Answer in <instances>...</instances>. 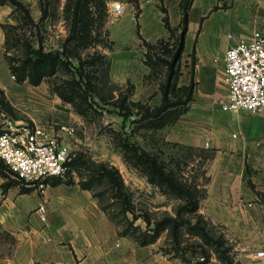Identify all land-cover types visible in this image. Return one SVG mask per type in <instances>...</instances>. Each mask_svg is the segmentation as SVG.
I'll return each mask as SVG.
<instances>
[{
  "label": "crops",
  "instance_id": "0c3cea01",
  "mask_svg": "<svg viewBox=\"0 0 264 264\" xmlns=\"http://www.w3.org/2000/svg\"><path fill=\"white\" fill-rule=\"evenodd\" d=\"M181 1L137 0L141 12L131 23L130 36L137 49L112 56L113 81L138 82L151 71L144 61L147 50L137 43L142 39L138 30L147 40L156 41L169 31L166 15L173 28L180 27ZM128 4L127 9L134 6ZM12 9L8 3L0 4V70H10L2 52L6 39L2 23ZM126 26L122 21L123 34ZM257 29L264 32V0H192L182 84L190 85L192 98L165 133L169 142L210 152L202 210L225 228L236 264H264V254L258 253L264 250V108H223L229 92L224 81L225 52ZM0 83H7L1 75ZM33 122L58 134L70 147L76 146L74 133L64 130L66 126L35 118ZM101 142L96 140L95 145ZM101 151L122 162L113 147ZM63 179L57 182L51 177L45 188L48 220L44 222L36 211L42 200L40 190L4 188L6 178L0 173V231L11 239L2 244L0 238V264H199L196 258L166 254L158 241L141 244L122 232L92 188ZM163 196L159 194L160 199Z\"/></svg>",
  "mask_w": 264,
  "mask_h": 264
},
{
  "label": "rangeland",
  "instance_id": "374dc122",
  "mask_svg": "<svg viewBox=\"0 0 264 264\" xmlns=\"http://www.w3.org/2000/svg\"><path fill=\"white\" fill-rule=\"evenodd\" d=\"M23 1L29 7L34 22L27 19L24 11L8 3L13 9L8 14L6 22L13 27L9 28L10 43L7 44L5 39L2 46V52L10 70H0L2 79L4 77L7 82L6 86L0 83V89L4 92H0V99L3 98V102L0 100V130L10 122H33L34 118L59 127L73 126L75 131L72 140L76 144L72 148L74 172L68 179L81 183L82 180L94 176L91 180L94 194L103 209L116 221L122 231L128 228L130 235L133 234L132 232L138 234L141 230L154 232L157 220L167 216L176 217L181 222L178 233L176 234L172 226L168 225L154 240L160 243V248L166 254L196 258L205 261V264H230L226 259L229 256L233 264H236L231 239L225 228L208 218L202 210L204 182L207 179L205 165L210 152L203 148L167 141L165 133L168 124L158 128L141 126L140 122L135 121L139 117L135 111L125 122V129L132 131V140L158 155L167 170H170L179 180L193 186L195 196L192 199L199 198V205L196 210H192L189 206L183 207L187 200L185 196L172 191H163L160 186L149 182L147 175L141 169L128 163L118 144L119 139L116 138V134L123 129L125 118L120 102L124 98L127 104H130L131 100L138 99L153 106L160 103L162 88L169 82L168 76L171 70H173L170 85L171 97L185 98L188 94L189 86L182 85L185 80V70H187L184 49L181 55H175L181 46L179 45L181 27L168 31L166 35L160 37L164 39L162 43L156 42L159 38L153 41L156 42L158 49L157 58L159 56L154 71L148 64L151 71L143 74L140 81L134 82L128 79L121 84L111 78L112 56L137 49L134 46L136 42L130 40L131 23L141 10L138 11L137 0H115V2L114 0H102V2L92 0L94 14L98 15L100 10L102 11L94 25V33L98 39L83 51V55L95 59L94 63H89L87 66L93 75L95 99L100 103L92 102L90 98L85 97V94H78L77 91H81L78 85L75 86L77 91L73 93L74 99L70 100L64 99L62 92L72 91V84L69 81L74 74L71 69L63 65L58 66L54 74L47 76L38 84L28 79L20 82L17 77H12L10 63L15 62L11 58L12 55L23 56L27 42L36 46L39 42H43L47 49L62 46L71 25L66 11L67 0ZM119 1L122 2L123 8L115 12L111 7ZM128 1L134 5L131 9H127ZM45 4L48 13L42 19ZM127 16L128 19H126ZM122 21L127 25L126 34L122 33L124 32V28L121 27ZM137 43L148 49L142 39H139ZM144 57L145 61L146 52ZM75 62H78L77 58ZM99 139L102 140L101 144L95 145V141ZM106 147H113L122 158V162L117 163L115 159L106 155L105 151H101V148ZM0 161L7 174L4 176L6 180L9 178L16 180L14 185H17L19 190L28 187L25 181L17 177L1 159ZM101 162H108L109 165L119 169L124 179V190L129 194L132 208L125 210L126 204L121 196L123 194L117 192L107 175H98L97 164ZM195 187L197 189H194ZM159 194L164 195V199H160ZM146 216L150 219L149 223ZM135 226H139V229L134 228ZM0 232L1 243L10 242L8 234Z\"/></svg>",
  "mask_w": 264,
  "mask_h": 264
},
{
  "label": "trees",
  "instance_id": "16d2710c",
  "mask_svg": "<svg viewBox=\"0 0 264 264\" xmlns=\"http://www.w3.org/2000/svg\"><path fill=\"white\" fill-rule=\"evenodd\" d=\"M5 3H11L15 5L16 9H21L25 12V16L27 17V19H29L31 22H34V18L30 13L29 7L24 3L23 0H0V4ZM191 3L192 0L181 1L182 21L180 24L181 33L179 34V45L181 46L179 48V51L177 50L175 55H181V52L184 49L185 35L188 27L189 9ZM97 4L99 5L98 2ZM92 6V0H67L66 11L68 13V16L70 17L71 25L69 34L65 38L62 46L55 49H47L43 42H39L38 46L27 42L26 50L23 56L17 57L15 55H12L11 58L15 62L10 63V68L13 71L15 77H17L18 81L23 82L28 79L32 83L38 84L47 76L54 74L57 71L58 66L63 65L64 67L71 69L74 74L73 78L69 81L72 84V91H68L65 93L62 92L64 99L73 100V93L77 91L75 86L78 85L79 87H81V91H77L78 94H85V97L90 98L92 102L100 103L95 99L96 94L94 87L95 84L92 79L93 75L90 73V70L87 66V64L89 63H94L95 59L93 57H84L83 55V51L93 45L98 39L97 35L94 33V25L98 19V15H101L102 11L100 10L99 14L95 15V11L93 10ZM47 9V5L45 4L43 6L42 19L47 15ZM164 20L169 31L176 29L170 25L167 15L164 17ZM2 26L5 28L6 43L9 44V41L11 39L9 28L13 27V25L10 23L8 24L7 22H3ZM138 32L143 42L148 46V49L146 51L147 58L145 59V62L150 64L152 67V71H154L155 66L158 64L159 58V56L158 58L156 56L158 54L156 42L160 41V43H162L164 39L159 38L156 42H153L144 38L140 30H138ZM76 58L78 59L77 63L75 62ZM172 73L173 70H171V72L169 73V82L162 88V98L160 103L153 106L150 103L138 99L131 100L130 104H127L126 98H124L120 102V108L123 111L125 119L122 127L123 129L122 131L118 132V134H116V138L118 137L119 139L118 144L120 146V149L122 150L124 159L128 163L141 169L147 175L148 180L151 183L160 186L163 191H172L179 194L180 196H185L187 200L183 207L189 206L190 209L196 210L199 205V198L196 200L192 199V197L195 196V190H193V186L179 180L178 177H176L170 170H167L164 162L159 159L158 155L132 140V131L130 132L125 129V122L134 111L135 113L139 114V117H137L135 121L140 122L141 126L148 125L150 127L153 126L154 128H158L160 126L173 122L182 112H184L187 107V103L192 98V89L190 85H188L189 91L185 98L179 97L173 99L170 94ZM0 92L4 93L2 89H0ZM0 100L3 102L2 97ZM131 105H133L136 109L134 110L133 106ZM113 133L116 132L113 131ZM72 163L73 161L71 162V164ZM2 165L3 164L0 161V173L3 176H6L7 174L4 172ZM5 165L7 166L6 163ZM97 170L98 175H107L112 181L113 185H115L117 192L123 194L121 196H123L124 203L126 204L124 209L127 210L130 207L132 208V206L130 205L129 194L124 190V179L119 169L113 165H109L108 162H101L97 164ZM93 177L94 176H92V178ZM53 178L54 181L57 182L64 180L62 177L58 176H54ZM92 178L82 180L81 185L83 187L91 188ZM66 181L72 182L70 178L66 179ZM14 183H16V180L9 178L8 180L4 181L3 186L4 188H8L14 185ZM30 189L31 186L23 187L22 191H27ZM194 189L197 188L195 187ZM146 219L149 223L150 219L148 216H146ZM168 225H171L173 231L177 234L181 225L180 219L167 216L156 221L154 232L141 230L138 234L132 232V235L141 244H147L154 241L155 238L159 235L160 231L165 229ZM134 228L139 229V226H135ZM122 232L129 234V229L126 228ZM226 259L229 260L230 264H233V260L229 256ZM198 261L199 264H205V261Z\"/></svg>",
  "mask_w": 264,
  "mask_h": 264
},
{
  "label": "built area",
  "instance_id": "2783aa9c",
  "mask_svg": "<svg viewBox=\"0 0 264 264\" xmlns=\"http://www.w3.org/2000/svg\"><path fill=\"white\" fill-rule=\"evenodd\" d=\"M122 2L111 9L121 11ZM224 81L228 85V99L223 104L226 110H261L264 108V32L255 30L250 36L241 37L225 52ZM12 77H15L12 74ZM74 133L73 126H66ZM0 158L10 170L28 186L42 193L36 211L42 221L48 220V198L45 195L51 177L67 178L74 171V159L70 147L58 134L50 133L36 122H10L0 130ZM259 254H264L260 250Z\"/></svg>",
  "mask_w": 264,
  "mask_h": 264
}]
</instances>
